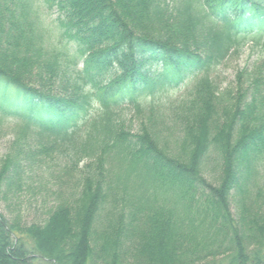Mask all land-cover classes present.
I'll return each mask as SVG.
<instances>
[{
    "label": "trees",
    "instance_id": "1",
    "mask_svg": "<svg viewBox=\"0 0 264 264\" xmlns=\"http://www.w3.org/2000/svg\"><path fill=\"white\" fill-rule=\"evenodd\" d=\"M8 123L0 200L22 161L72 191L0 212V264H264V0H0Z\"/></svg>",
    "mask_w": 264,
    "mask_h": 264
},
{
    "label": "rangeland",
    "instance_id": "2",
    "mask_svg": "<svg viewBox=\"0 0 264 264\" xmlns=\"http://www.w3.org/2000/svg\"><path fill=\"white\" fill-rule=\"evenodd\" d=\"M55 16V13H53L52 17H49L48 20H53ZM250 49L251 48L246 46L242 51L231 55L227 61L216 70V79L214 80L219 85L220 90L228 86L234 88L239 72H244L245 70L249 71L251 67H253L257 59V53ZM245 77L242 79H245ZM131 119L132 131L134 132L138 129L139 122L141 121L137 122L135 115H133ZM13 125V123H8L0 131V162L8 156V154L12 153V144L15 137ZM164 135H167V133L164 132ZM57 162H59V160H56V163ZM44 163L45 160L31 165L30 163L28 164L22 161L21 173L14 177L18 185L3 187V191L6 193L7 198L0 200V212L5 214L6 217L12 219L13 216L18 215L22 222L27 224L42 222L47 216L46 211L48 207L55 202V193L61 191L63 196H65L68 192L72 191L70 186L67 185L66 180L63 181V173L58 170V165L49 162L48 165ZM81 165L82 164H79L80 168L75 172V177L81 174ZM51 169L54 170V178H56L57 181L50 179L49 170ZM59 179L61 181H59Z\"/></svg>",
    "mask_w": 264,
    "mask_h": 264
}]
</instances>
